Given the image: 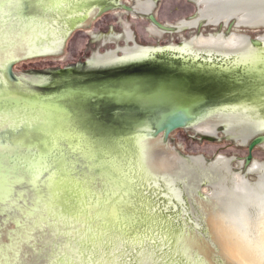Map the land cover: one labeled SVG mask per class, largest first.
I'll return each instance as SVG.
<instances>
[{
  "label": "rangeland",
  "instance_id": "rangeland-1",
  "mask_svg": "<svg viewBox=\"0 0 264 264\" xmlns=\"http://www.w3.org/2000/svg\"><path fill=\"white\" fill-rule=\"evenodd\" d=\"M39 1L27 0L26 17L42 18L45 15ZM228 1L210 5L197 3V6L191 0H155L157 5L153 15L159 24L167 26L168 23L175 25L183 19L193 18L198 9L203 15L222 14L224 11L228 15L231 9H235L246 16V19L243 25L239 26V30L233 27L231 31L237 36L244 37L246 41L259 37L264 40V0ZM124 3L130 6L137 5L136 10L143 8L145 12L150 11L152 6V3L150 5L148 2L138 3V0H125ZM73 10L75 8L71 11ZM66 18L67 15L63 13L52 15L48 17L46 24L57 36L64 35L68 30ZM125 23L131 26L139 46H151L156 48V51L126 59L123 64L90 65V60L98 54L115 52L116 58H122L117 51L118 47L121 50L126 47V41L114 40V35L121 37L124 34ZM150 26L152 25L146 17L134 16L117 8L101 18L94 19L89 26L77 28L68 34L69 36L66 35L68 37L63 42L61 53L23 59L14 67V72L21 81L15 91L29 97L55 94L61 90L63 84L73 79L81 78L78 81L88 84L91 81H100L102 76L127 71H163L190 76L193 77L195 90L203 95L205 101L197 122L215 114V120L208 130L199 132L191 126L174 132L168 142L163 143L179 155L177 165L171 170L172 175L150 176L149 179L142 180L140 175L135 174V180L130 178L129 173L134 170L131 166L134 156L139 162L137 138L139 135L142 139L150 137L153 128L151 123L145 119L136 126L135 122L139 115L107 107L106 103L99 109L100 103L96 105L95 100L89 103L86 111L79 113L80 125H83L81 127L91 138V151L97 154L99 162L107 166L106 170L113 173L118 182L121 180L123 183L130 182L132 189L129 193L125 191L118 193L117 197L112 196L115 202L111 200L107 204L117 207V217L114 219L115 217L105 216L100 232H97L93 225H90L92 230L86 231L83 228L91 224V221L85 223L82 216L84 217V212L90 215L88 213L90 207L94 210L92 206L98 200L96 197L87 196V200L82 201L80 185L75 184L74 179V193L67 188L58 200V191L55 190L56 208L54 209L53 200L51 204L53 213L49 215L47 213L43 218L50 221L56 218L61 221L59 228L71 227L73 234L68 238L71 249L67 252L71 256L69 258L71 262L67 264L103 262L140 264L146 257L153 258L151 261L155 260V264L168 262L174 264V261L177 263L180 259L187 264L181 249L184 238L197 233L207 241L211 242L212 239L202 216L205 214L204 211L231 225L240 223L241 213H244L247 224L240 223L242 225L238 228L247 242L259 252L254 226L264 206L261 199L264 186H259L264 184V144L256 146L250 153L254 139L249 143L247 139L264 128V47L241 43L236 51L221 52L207 50L206 46L195 41L188 45L192 40L185 42L183 50L196 55L194 56L171 50L170 47L172 44L181 46L184 39H190L199 33L206 35L221 29L203 27L199 31L186 30L179 34L166 35L162 40H158L147 33ZM224 31L228 34V30ZM46 40L44 37L41 38L43 43ZM218 44L222 45L224 42ZM201 47L204 49L201 50ZM142 51L125 50L124 54L136 55ZM230 57L235 59H226ZM0 75L4 78L2 68ZM2 87V90L6 89L5 95H8L11 90L5 81L0 85V88ZM9 132L1 137L11 142L19 141L23 137L40 142L36 134L29 136L25 131ZM261 136H264V133ZM131 143L136 144L135 151L128 148ZM250 154L252 164L248 167ZM197 156H203L205 162L197 160ZM189 157L192 158L191 164L186 161ZM255 164L258 165V169L256 173H252L251 168ZM53 165L55 166L53 184L66 188L69 185L63 184L69 179L68 173L64 172L63 165L56 162ZM236 175H242L246 179L244 184L246 187L243 185L241 192L235 189ZM245 193L247 196L240 199ZM198 206L204 210L202 215ZM75 214L80 218L73 217ZM66 217L69 225L62 224L61 219L66 221ZM75 233L78 235L74 236ZM176 244L178 250L177 247L174 248ZM215 259L220 261L218 256H215Z\"/></svg>",
  "mask_w": 264,
  "mask_h": 264
},
{
  "label": "bare ground",
  "instance_id": "bare-ground-1",
  "mask_svg": "<svg viewBox=\"0 0 264 264\" xmlns=\"http://www.w3.org/2000/svg\"><path fill=\"white\" fill-rule=\"evenodd\" d=\"M26 2L27 0H0V68L2 69H5L6 64L12 60L34 56L37 54L44 55L60 53L63 38L60 37V34L57 36L55 31H50V27L46 24L47 19L52 15L57 16V14L60 13L67 14V12L72 10L74 7H80L79 3L82 4V2L75 3V0H40L38 3L42 9V13L44 12L45 15L42 16V18H36L26 17ZM135 8H137V6H135ZM151 10H153V6H151ZM94 13V11L91 12L90 16ZM137 14H147V12H145L143 8H139V12H137ZM85 20L86 24L89 17ZM155 28H157V26H155ZM161 34H165V32H161ZM49 36H51V38H49ZM42 37L47 39L44 43L41 42ZM202 40L204 41L203 38ZM233 40L239 44L243 43L252 45L251 39L246 41L243 38L232 37L231 41ZM260 40L264 44V40ZM211 41V38L205 39L206 43ZM194 56L196 55L194 54ZM226 59L235 58L230 57ZM2 78L3 75H0V85L4 84V81L6 82L5 78ZM2 89L3 87L0 88V98L6 99V89ZM6 102L7 103L3 104L0 101V152L11 150L8 153L16 154L19 151V153L21 155L23 154L24 157L31 152L29 150L30 146L27 148L28 150L14 147L16 145L12 146L1 137L8 131L11 132L13 129L15 130L14 133H21L25 131L29 134V136L36 134L37 138H39V141L41 142V144L40 142L39 144L42 146L39 156L35 158L34 155L30 153L31 157L29 158L31 161L29 164L27 162V167L30 165L34 168V181L26 185L23 189L24 191L18 192L20 196L24 195V198L22 199L24 203L28 204L32 202L33 206H30L25 210L21 209L22 217L24 214L29 215L30 213L29 220L25 229L22 230L15 241V246L13 248L15 253L9 264H67L71 262L69 259L71 256L67 254V252L70 251L69 249H71L68 238L71 234H73V232H71V227L68 226L65 228L61 226L59 228L61 225H59V223H61V221L56 218L51 221L43 218V215L53 213L51 204L57 196V192L55 190L59 188L53 184V173L51 176V182H49V171L51 170L44 171L42 165L47 166L48 164H53L55 162L63 165L64 172L68 173L67 178L70 179L71 177L74 179L75 184L78 183L80 185L83 197L82 201L87 200V196H93L98 199L95 201V204L93 203V206L91 205L94 210H91V207L88 210V213H90L93 220H91V224L83 227L86 231L90 229L92 230L93 228L97 229V232L102 231V219H106L105 216L107 215L115 217L114 219H116L117 207L107 203L111 200L114 201L112 196L115 195L117 197L118 193H125V191L129 193L132 187L129 185L130 182L129 184L128 182L123 183L122 180L121 182H118L115 175L106 170V167L99 162L98 158L94 156L91 149H86L88 144L85 142L83 143L82 139L77 142V159L73 160L71 163H67L65 159L62 161L60 152L64 150V143L61 141L57 144L55 143L54 138L59 135L61 124H64L65 128L69 125L75 127L76 123L73 125V122H76L77 117H73L71 113L68 112V109L63 107L60 103L47 101L45 98L40 101H37V99H31L23 102L20 100L16 101L8 99ZM214 118L215 114L203 119L202 121L194 123L192 127L199 132L206 131L212 126L215 120ZM262 132H264V128L258 130V132L252 137ZM252 137L247 139V141L252 139ZM139 144V162H137L136 169H134L135 174L137 173L140 175L142 180L145 178L149 179L150 176L163 177L165 175H172L171 170L177 165L179 158L176 151L164 145L161 138L156 140L150 139L145 142H140ZM50 152H52L55 157L50 158L48 162V154ZM2 155L3 154H0V178L2 179L1 175L5 173L3 175L5 179H3V183L0 180V208L2 210L6 209L7 212H9L13 208L15 210L16 206H18L19 197L14 198L12 195V188L14 184L11 181V178L13 177L14 171L13 167L10 166V160L8 158L6 159V156L3 157ZM197 160L205 162V158H203V156H197ZM12 162L16 164V161L14 162L13 160ZM251 164L252 163H250L248 167ZM257 169L258 165L255 164L252 166L251 172L256 173ZM37 170L44 171V174L40 176L39 179H36ZM135 174L132 178L136 180ZM234 182L236 184L235 189L238 192H241L246 179L243 178L242 175H236ZM259 186L263 187L264 184ZM51 189H53L52 194L50 192ZM107 189H109V191ZM119 195L121 196V194ZM191 197L193 196L191 195ZM209 198H211V196H209ZM114 202H110V204H115ZM82 205L85 206L83 202ZM198 209L202 215L204 210H201L199 206ZM80 211H82V209ZM204 213L205 214L202 216L205 220L208 234L212 239L211 242L207 241V239L199 237L197 233L186 236L181 249L187 264H258L259 252L254 249L249 242H247L238 228V226L242 224H247V218L244 213H241L242 220L240 223L242 224L238 223L236 224L237 226L234 224H227L223 220L216 219L209 212L206 213V211H204ZM262 213H264V206L261 208V214ZM77 214L72 216L75 218L78 217L79 219L80 217ZM261 214H259V220L255 226L259 224ZM87 216H89V214L84 212V217ZM84 217L82 216V218ZM67 218L68 217L65 218L66 221L61 219L62 224L69 225ZM84 222L88 223L89 221L86 222L84 219ZM90 225H93V228L90 227ZM104 225L105 227L107 226V224ZM198 225L199 224H197V226ZM109 226L111 227L110 223ZM12 228H14L13 231H11ZM116 228L117 227H114V229ZM7 229L11 232V235H14L13 232H15V226H10ZM41 230H43L44 233H47V239L51 241L47 247L43 248V252H41V248L43 246L40 244L38 239H29L30 236H41ZM77 235L78 234L75 233L74 236ZM29 245H31V247H29ZM215 256H218L220 261L215 259ZM151 259L150 257H146L140 264H155V260H152V262ZM175 262L176 261H174V264L185 263L182 259L178 260L177 263ZM101 264L108 263L103 262ZM166 264H169V262Z\"/></svg>",
  "mask_w": 264,
  "mask_h": 264
},
{
  "label": "water",
  "instance_id": "water-1",
  "mask_svg": "<svg viewBox=\"0 0 264 264\" xmlns=\"http://www.w3.org/2000/svg\"><path fill=\"white\" fill-rule=\"evenodd\" d=\"M114 8L115 7L112 5H99L96 16L107 13ZM125 9L127 11H132L128 7H125ZM151 19L156 25L162 27L153 17ZM68 28V32L70 35L74 30L81 27H78L77 25H75V23H71ZM232 29L233 27L228 30V33L231 32ZM250 39L253 46L264 47L263 42L259 38ZM47 55L56 54H37L34 56L12 60L6 64L4 69V78L11 91L7 95L8 98L6 96V99L0 98L1 103H7L6 101L8 99L16 101L20 100L23 102L31 99H37V101H40L41 99L45 98L47 99V101L58 102L63 107L68 109V112L71 113L73 117H77L75 122L76 126L82 127L83 125H80L79 121V113L82 111H86L89 103H91L93 100L96 101V105H99L100 103V106H98L99 109H101L103 107L102 105L106 103L108 105L107 107L125 111L126 113H131L132 115H139L137 121L135 122L136 126H138L140 122L145 119H147L151 123L153 128L150 132V137H143L142 139V137H140L139 135V137L137 138V148H139L140 142H145L150 139L161 138L163 143L168 142L170 136L174 132L189 128L194 123H196L198 120L199 112L205 105L203 95L195 90L193 77L181 76L179 74L168 72L166 73L163 71H127L122 73H113L100 77V81H91L88 84H84L85 82L78 81L81 80V78L73 79L71 82L63 84L61 90L57 91L55 94H48L41 97H29L18 94L17 90L15 91V88L21 82L14 72L15 65L23 59ZM82 127L79 128L80 131L84 132L82 142L88 144V146H86V149H91V138L88 136V132L85 131ZM11 132L14 133L15 130L13 129L11 130ZM262 133L255 135L248 141L249 143L254 139V142L250 146V153L256 146L264 144V136H261ZM6 141L9 142L10 140L6 139ZM9 143L12 144V146L16 145L14 147L23 149H27V147L30 146V153L34 155L35 158L39 156L40 149H42V146L36 140L26 139L24 137L19 141H10ZM134 143L129 144L130 147H128L131 148L132 151L136 150V144ZM9 151L11 150L4 152L2 151L0 152V154H3V157L6 156V159L8 158L10 160V166L13 167L14 172L11 181L14 185L12 188V195L14 198L19 197V207L16 206V208L18 209L15 208L14 210L13 208L9 212H7L6 209L2 210L0 208V232L4 233L3 235H0V264H9L11 262V259L15 253V251L13 250L15 241L28 223L30 213L29 215L24 214L22 217L21 209L25 210L28 209V207L33 206L32 202L28 204L24 203V201L22 200L24 198V195L20 196L18 193L19 191H24V187L34 181V168H32L30 165H28L27 167V162L29 164V162L31 161V159L29 158L31 157V154L29 153L24 157L23 154L21 155L19 153V151L16 154L8 153ZM52 154V152L48 154V162L52 157ZM94 156L97 157V154L94 153ZM13 160L14 162L16 161V164L12 162ZM251 160L252 156L250 154L247 165L251 163ZM132 161L133 163L131 164V166H133V169H136L137 157L134 156ZM186 161L189 164L192 163L190 157L187 158ZM205 164H207V162ZM102 165L107 167L104 164ZM4 174L5 173H3V175ZM134 174V170L133 172L130 171L129 176L133 177ZM3 175H1L2 179L0 178L2 183L3 179H5ZM66 184L69 185L66 188H62L61 186L57 185V188H59L57 189L58 200L59 197L64 195V190L67 188L71 189L73 193L75 192L73 179L71 177L70 179H67L66 183L63 185ZM52 191L53 189L50 190L51 194ZM56 203L57 202L55 199L54 209L56 208ZM4 224H6L7 226L4 227ZM10 226L16 227L15 232H13L14 235H11V232H9L7 229ZM176 247L177 244L174 248Z\"/></svg>",
  "mask_w": 264,
  "mask_h": 264
},
{
  "label": "flooded vegetation",
  "instance_id": "flooded-vegetation-1",
  "mask_svg": "<svg viewBox=\"0 0 264 264\" xmlns=\"http://www.w3.org/2000/svg\"><path fill=\"white\" fill-rule=\"evenodd\" d=\"M124 1L125 0H109V2H105V3H96L97 1H95V3H94V2H92L90 0H79V1L75 0V3L82 2V4L79 3L80 7H74L75 10H73V11L69 10L67 12L66 15L68 17V20H67L68 21V27H69V25L71 23H75V25H77L78 27H81V28L83 26L87 27V26H89L91 24V22L94 19L101 18L102 16L106 15L107 13L112 12V11L116 10L117 8H119L123 12L131 13L134 16L135 15H141L143 17H146V19L152 25V26H150L148 28L147 33L151 37H153L155 39H158V40H162L166 35H170V34H173V33H178L179 34V33H182L183 31H186V30L187 31H193V30L199 31L203 27L213 28V29H221L218 32H211L210 34H206V35L202 34V33H199L197 35L192 36L190 39H184V43L181 46H176L175 44L171 45V47H170L171 50L180 51V52L186 53V54H191V53L186 52V51L183 50L185 42L190 41V40H192V42L188 43V45L194 43V41H195V42L199 43V45L201 44L202 46H206L207 50L221 51V52H226V51L233 52V51L238 50L239 43L234 42V40H236V39L231 41V39H232L231 37L245 39L242 36H237V34L234 33L233 31L229 32L228 34H226V32L224 31V30H230L231 27H234V28L239 30L240 29L239 26L243 25V22L245 21L246 16H244L243 14L238 13V11L235 10V9H233V10L231 9L230 10L231 13H229L228 15H226V11H224L222 14H215L214 13L212 15H209V14L203 15V13L201 11H199V9H198L196 16H194L191 19H188V20L187 19H183V20H181L179 23H177L175 25H172V24L168 23L167 26H162L160 24L162 27H159L151 19L153 17L156 20V18L153 15L154 10H155L156 5H157V2H155V0H138V3L139 2H141V3L148 2L149 5L152 3L153 10L148 11L147 14H137V12H139L135 8V6H137V5L130 6V5L125 4ZM219 1L220 2L222 1L224 3L229 2L228 0H197V1L196 0H191V2H193L197 6H198L197 3H202V5H208V4L210 5V4H217ZM99 5H101V6H110V5H112L115 8L113 10L107 12V13L100 14V15L96 16L95 13H97V11H98L97 9H98ZM125 7L130 8L132 11H127L125 9ZM93 11L95 13L92 16H90V13L93 12ZM88 17H89V20L85 24V21H86L85 19H88ZM69 18H70V20H69ZM155 26H157V28H155ZM68 31L69 30L65 31L64 32L65 34L63 33L64 35L60 34V37L63 38V42H64V40L67 37L66 35L69 34ZM161 32H165V34H161ZM228 35H229V37L227 38ZM202 38L204 39V41L202 40ZM210 38H211L212 41L209 42V43H206L205 39H210ZM120 39H123V40L126 41V47L125 48H123L121 50L118 47L117 54L122 55L121 59L116 58L115 52H109V53H107L105 55H101V54L95 55V57H93L90 60L89 64L92 65V64H100L101 63V64H103L102 66H104V65L123 64L124 62H126V59L139 57V56H142V55L149 54V53H151L153 51H156V48L151 47V46H148V47L139 46L136 43V38L134 36L133 31L131 30V26H129L127 23H125L124 34L121 37L116 35V34L114 35V40H120ZM218 42L219 43L224 42V44H226V45H224V44L220 45V44H218ZM62 46H63V43H62ZM203 49H204V47H201V50H203ZM125 50H129V51H134V50L141 51V50H143V51L142 52H138V54H136V55H128V56H126L124 54ZM191 55H194V54H191ZM100 57H106V58L101 59Z\"/></svg>",
  "mask_w": 264,
  "mask_h": 264
},
{
  "label": "snow or ice",
  "instance_id": "snow-or-ice-1",
  "mask_svg": "<svg viewBox=\"0 0 264 264\" xmlns=\"http://www.w3.org/2000/svg\"><path fill=\"white\" fill-rule=\"evenodd\" d=\"M75 122H73V125ZM81 126H75L69 125L67 128H65L64 124L60 125V133L59 135L55 136V143L59 144L61 141L64 143V150L60 152V155L65 159L67 163H71L73 160L77 159L76 153H77V142L84 137V132L80 131L79 128ZM42 168L44 171H49V182H51V176L52 173L55 172V166L53 164H48L47 166L42 165ZM44 171L37 170L36 179H39L40 176L44 174ZM86 222L91 221L92 217L89 215L87 217H84ZM4 227L7 225L4 224ZM41 236L39 237H29V239H38L40 241V244L43 246L41 248V252H43V248L47 247L48 244L51 243L50 240L47 239V233H44L43 230H41ZM4 233L0 232V235H3ZM31 247V245H29Z\"/></svg>",
  "mask_w": 264,
  "mask_h": 264
},
{
  "label": "clouds",
  "instance_id": "clouds-1",
  "mask_svg": "<svg viewBox=\"0 0 264 264\" xmlns=\"http://www.w3.org/2000/svg\"><path fill=\"white\" fill-rule=\"evenodd\" d=\"M247 194L245 193L240 199H243ZM261 199L264 201V193L261 194ZM255 239L259 245V262L258 264H264V213L261 214L260 222L255 226L254 230Z\"/></svg>",
  "mask_w": 264,
  "mask_h": 264
}]
</instances>
